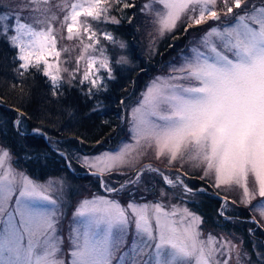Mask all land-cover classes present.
Instances as JSON below:
<instances>
[{"label": "snow or ice", "instance_id": "6c2138e0", "mask_svg": "<svg viewBox=\"0 0 264 264\" xmlns=\"http://www.w3.org/2000/svg\"><path fill=\"white\" fill-rule=\"evenodd\" d=\"M17 7L12 15L0 14V37L18 49L13 59L19 77L35 68L54 98L64 84L79 86L89 100L108 90L116 76L103 42L113 50L128 45L98 25H120L113 9L123 14L135 3L60 0L53 6L51 0H22ZM140 11L161 38L181 24L187 25L185 37L191 28L199 32L167 61L166 74L148 81L130 110L120 100L118 119L122 131L127 125V138L115 148L97 141L101 151L69 153L60 147L64 141H53L43 126L29 125L31 117L17 109V135L44 140L73 174L76 160L106 195L81 198L69 217L64 209L71 189L65 178H57L54 187L51 178L40 182L18 171L10 149L0 145V264H264V241L249 253L242 241L205 235L202 215L188 206L215 196L217 216L230 220L237 201L221 191L239 190V203L264 220V0H151ZM129 63L126 55L115 59L122 67ZM150 154L176 173L152 163L132 175L124 171ZM187 164L199 170L204 184L185 179ZM114 173L126 178L106 179ZM149 193L154 200L147 199ZM177 199L180 203L173 202ZM248 231L255 235L256 228Z\"/></svg>", "mask_w": 264, "mask_h": 264}, {"label": "trees", "instance_id": "16d2710c", "mask_svg": "<svg viewBox=\"0 0 264 264\" xmlns=\"http://www.w3.org/2000/svg\"><path fill=\"white\" fill-rule=\"evenodd\" d=\"M127 1L135 3L137 7L125 9L123 14L119 7H115L111 12V15L121 19L120 25H98L99 28L112 32L118 40L126 42L128 47L125 50H113L112 46L104 41L113 57L116 79L109 82L106 92L98 94L91 100L79 90V86L70 89L67 84L61 89L62 94L54 98L46 78L35 68L30 69L26 77H19L15 72L18 62L13 59L18 50L10 46L6 37H0V142L12 152L13 164L31 177L44 180L64 176L65 180H70L71 187L77 186L72 189L76 192L88 189L94 193H103L98 179L86 175L76 160L72 161L76 169L73 174L68 171L65 160L53 152L44 140L33 138L31 135L27 137L17 135L13 125L17 109L26 111L31 117L26 121L29 125L43 126L53 141H64L60 147L69 153L76 148L89 154L101 151L102 148L97 145V141H107L103 144V148H107L118 144L119 140L126 136L127 128L124 125L122 131L118 119L121 110L120 100L125 99L129 106L136 102L139 91L148 81L163 69L167 61L176 56L182 47L189 44V35L187 37L184 35L186 24H181L175 32L161 38L151 24V18L140 11L145 1ZM128 18H132L131 24ZM194 30L199 31L194 27L189 29V32ZM173 44L176 47L170 48L169 45ZM120 54L129 58L128 65L122 67L115 64V59ZM67 66L73 67L74 62ZM94 108H97L96 112H92ZM70 112L73 113L71 117ZM81 139L84 141L83 144H80ZM151 177L147 176L145 179L153 180V176ZM193 183L201 185L205 182L195 176ZM76 192L74 191L73 195ZM147 199L154 200L155 197L149 193ZM188 206L202 215L204 221L202 227L207 228L208 232L216 230L226 235L235 233L241 235L244 239V249L246 248L249 253L254 252L253 244L264 241L263 233L262 239L249 234L250 223L246 221L252 213L247 207L234 205L236 212L229 213L232 217L230 220H224L217 216L216 209L219 204L214 196L204 199L198 206ZM255 258L253 255V259Z\"/></svg>", "mask_w": 264, "mask_h": 264}, {"label": "rangeland", "instance_id": "374dc122", "mask_svg": "<svg viewBox=\"0 0 264 264\" xmlns=\"http://www.w3.org/2000/svg\"><path fill=\"white\" fill-rule=\"evenodd\" d=\"M145 2H151V0H144ZM257 1V3H260V1L259 0H256ZM60 2V0H51V4L54 6L55 4H57V3H59ZM128 3H131L130 1H127ZM22 4V0H0V14H2V13H5V12H7L9 15H12L14 12H16V11H18L19 9H18V7H17V5H21ZM53 11H57V9L55 8V7H53ZM25 16H28V13H25ZM29 22H31L30 20H29ZM57 27H59V25L57 24ZM186 27V26H185ZM201 27H206V26H201ZM199 30V29H198ZM197 32H199V31H197ZM195 30L194 31H190L189 32V39H191L192 38V36H194V35H197L198 33H197ZM63 43H69V42H67V41H64ZM104 44H105V42H103ZM188 45V44H187ZM105 46H106V44H105ZM18 50V49H17ZM110 54V53H109ZM64 55H67V54H64ZM75 55V53H73V56ZM111 55V54H110ZM121 55V54H120ZM67 66V65H66ZM42 67V66H41ZM168 72V68L167 67H164L163 69H161L160 71H158L155 75H157V74H166ZM66 75V74H65ZM154 75V76H155ZM153 76V77H154ZM145 88V87H144ZM144 88L142 89V90H144ZM141 90V91H142ZM141 91H139L140 93H141ZM140 96V94H138V96H137V98ZM131 103V102H130ZM129 103V104H130ZM135 104V102L133 103V104H131L130 106H129V110H130V108H131V106H133ZM123 114V112H122V109L120 110V113H119V115H122ZM125 127L127 128V125H125ZM125 138H127L126 136H125ZM120 141V140H119ZM0 145H2L1 144V142H0ZM112 145H110L109 147H111ZM117 146V144H115V145H113L111 148H115ZM109 147H107V148H109ZM142 161H148V162H150V161H152V162H154V163H156V166H154V167H158V168H160L161 170H163L165 173H169V172H171V173H176V168H171V169H169V168H167L166 166H165V164L164 163H162V162H160V161H156L155 159H154V156H152L151 154L148 156V157H145ZM141 161V162H142ZM141 162L140 163H138V164H136L135 165V169L136 168H138L139 166L138 165H140L141 164ZM13 167L14 168H16L18 171L19 170H22L21 168H18V167H16L14 164H13ZM135 169H131V168H129V169H124V171L128 174V175H131L130 174V171L131 170H135ZM24 171V170H23ZM184 171H186V172H189V176L188 177H185V179L186 180H188L189 181V183H193V177H199V170L198 169H195V168H193L192 166H191V164H187L186 166H185V169H184ZM197 174V175H196ZM60 177H64V176H60ZM147 177V176H146ZM151 177V176H150ZM57 178H59V177H51V181H49V178H47V179H44V180H39L40 182H45V181H49V182H51L53 185H54V187H59V185H58V183H57ZM65 178V177H64ZM92 178H94V177H92ZM126 177L125 176H121V175H118V174H116V173H114L113 174V176L111 177V178H107L106 177V179H111V181L112 182H121V181H123L124 179H125ZM152 178V177H151ZM66 179V178H65ZM65 183H66V185L71 189V197L70 198H68V199H66V201H65V213L70 217L71 216V213H72V211L74 210V207H75V204H76V201H78V200H80L81 198H83V197H89V196H91L92 194H99V195H106V193L105 194H101V193H99V192H96V193H94V192H91V191H89L88 189H83L82 191H78V192H76V190H72V189H75L77 186H74V187H71V183H70V180L69 181H67V180H65ZM149 188H151V186L149 187ZM76 192V194L75 195H73V192ZM212 191H215L214 189H212ZM53 195H55V193H53ZM221 195H227L228 197H229V199L230 200H232V199H235L236 201H237V203L236 204H234V205H239V206H243L242 208H244L245 206L243 205V204H240L239 203V198H240V193H239V190H236V191H226V190H222L221 191ZM215 197V196H214ZM123 199L125 200V201H127L128 199H129V197L128 196H124L123 197ZM150 200V199H149ZM173 202H175V203H180V201L177 199V200H175V201H173ZM253 203L255 204L256 203V201H253ZM234 205H231V207L233 208V206ZM190 207V206H189ZM191 208V207H190ZM246 209V208H245ZM193 210V209H192ZM193 211H195V210H193ZM198 213V212H197ZM250 213H252V216H249L248 218H247V220L248 221H251L252 219H253V217H255V219L257 220V223L256 224H252V223H250V227L249 228H256V232H255V235L256 236H258V237H261V239L263 238V235H262V233L264 234V226H260V225H264V220H261L260 219V217H259V212L258 211H251ZM200 214V213H199ZM64 228H65V232H64V235H65V238H66V235H67V233H66V229H67V221H65V225H64ZM202 229H203V231H204V234L205 235H207L209 232L207 231V228H205V227H202ZM210 233H213V234H215L217 237H219L221 234H223V235H226V233H223V232H218V231H216V230H211L210 231ZM229 239H231V240H233V242L234 243H236V244H240L241 243V241L244 243V239H243V237H241V235H238L237 233H235V234H232V235H226ZM258 243V242H257ZM257 243H255V244H257ZM242 247H243V250L244 251H246V248L244 249V245H242ZM233 264H235V262H233Z\"/></svg>", "mask_w": 264, "mask_h": 264}]
</instances>
